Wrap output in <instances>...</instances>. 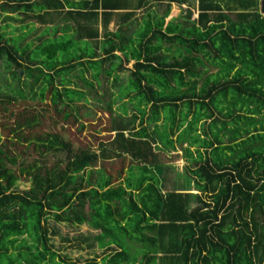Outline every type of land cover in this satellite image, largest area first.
Instances as JSON below:
<instances>
[{
	"label": "trees",
	"instance_id": "1",
	"mask_svg": "<svg viewBox=\"0 0 264 264\" xmlns=\"http://www.w3.org/2000/svg\"><path fill=\"white\" fill-rule=\"evenodd\" d=\"M172 2L179 12L165 20ZM0 8V113L12 116L10 126L0 121V264H264L259 0H0ZM101 74L112 77L113 99L93 89ZM93 91L104 130L114 131L95 148L61 129L31 132L45 117L50 127L78 120ZM2 131L42 158L16 167ZM176 147L195 192L162 191V152ZM113 158L129 162L123 176L100 163ZM47 219L97 230L99 263L54 249Z\"/></svg>",
	"mask_w": 264,
	"mask_h": 264
},
{
	"label": "rangeland",
	"instance_id": "2",
	"mask_svg": "<svg viewBox=\"0 0 264 264\" xmlns=\"http://www.w3.org/2000/svg\"><path fill=\"white\" fill-rule=\"evenodd\" d=\"M182 7L185 6V4L181 5ZM180 5L172 2L170 3L169 13L165 17V20L174 17L179 12ZM155 9L156 6H155ZM159 11V10H157ZM143 10L139 9L135 12L136 18L139 19L140 15L142 14ZM4 12L0 8V23H2V15ZM14 15H16V12H13ZM196 15V9H193L192 16L194 17ZM18 18L23 17L22 22L28 21L29 18H26L23 13L17 14ZM33 20V19H32ZM10 22V21H9ZM112 22V23H111ZM108 27L113 28L114 27V20H112ZM14 24V23H13ZM34 25L38 26L39 23L34 22ZM40 26H38L39 28ZM6 30L9 29V27L5 28ZM101 30H99L98 33H100ZM15 34V31L14 33ZM17 34V33H16ZM99 37V36H98ZM28 40V39H27ZM132 64V60H129L125 65L126 67H130ZM215 67L208 65V70L212 71ZM4 71L2 63L0 61V73ZM119 73V76L121 78L126 75L128 72V69H122L117 71ZM88 73V72H87ZM101 83L100 85H97L93 81V89L97 91V93H100L102 96V99L104 101L109 99V96L113 99L115 96L116 87L112 82V77L108 76V78H104L103 75H100ZM87 93L88 101L82 105L83 108L81 111L77 113L80 115L78 117V120H67L65 122L58 120V123L55 124L53 127L51 126V123L48 122V119L43 120V122L37 124L36 126L31 127V132H36V130H43L48 128H51L53 130H60L63 132V134L68 137L69 139L73 141L79 142L82 146H89L90 148H95L96 144L99 140L104 139L106 136L112 135L114 131H106L104 130L105 122L107 113L105 111L99 110L94 105L91 104L93 100V94ZM109 93H111L109 95ZM121 100H125V98H122ZM121 100H113L111 103L112 110L118 109V104ZM49 104V100L45 98L42 101V104ZM49 106V105H48ZM50 110V109H49ZM51 111V110H50ZM132 110L127 107V115L130 114ZM8 111H3L0 114V121L5 122L7 126L12 125V116L8 115ZM82 113V114H81ZM82 121V127L78 125V122ZM6 130V129H5ZM6 136L8 140L7 142V151L8 153H11L15 155L16 157V167L17 163L20 160H30L35 158H42V156H38V149L33 147V143L27 144V142H19L13 138L9 133L4 134L2 131V136ZM162 158L168 165L167 167L162 170L161 173V181H162V191H167L169 189L174 190H188L191 192H195L196 189L194 188L192 184V180L189 177L188 173L186 172L184 166L188 163L187 159H185L184 156H182L181 149L178 147L175 148V150L170 151H163L162 152ZM117 160L116 158L110 159V160H103L100 161V163H104L105 170L107 172H110L112 174L115 173V166L116 168H119L121 170V176H123L126 172V168L128 165L127 159H124L122 161L115 163ZM110 162V163H109ZM113 162V163H112ZM46 165L51 164L50 160L45 162ZM102 166L99 165V162L95 167ZM114 180V179H113ZM17 186L19 188H25L28 186V181L24 179H18L16 182ZM195 202L192 201L191 205H193ZM46 222L49 224L48 227L52 231L49 233V241L52 244V247L60 253H65L70 257L71 259H77L78 261H83L87 259H94L97 263H99V258L105 251L104 248H100L96 245L95 239L93 234L97 231L90 226H88L85 222L80 224H68L65 222H54L52 219H47Z\"/></svg>",
	"mask_w": 264,
	"mask_h": 264
},
{
	"label": "water",
	"instance_id": "3",
	"mask_svg": "<svg viewBox=\"0 0 264 264\" xmlns=\"http://www.w3.org/2000/svg\"><path fill=\"white\" fill-rule=\"evenodd\" d=\"M259 11L264 13V0H259Z\"/></svg>",
	"mask_w": 264,
	"mask_h": 264
},
{
	"label": "crops",
	"instance_id": "4",
	"mask_svg": "<svg viewBox=\"0 0 264 264\" xmlns=\"http://www.w3.org/2000/svg\"><path fill=\"white\" fill-rule=\"evenodd\" d=\"M111 21H112V20H111ZM111 21H110V22H111ZM110 22H109V23H110ZM111 23H112V22H111ZM108 25H109V24H108ZM108 28H109V27H108ZM109 29H111V28H109Z\"/></svg>",
	"mask_w": 264,
	"mask_h": 264
}]
</instances>
